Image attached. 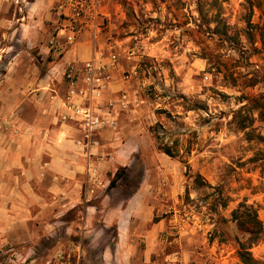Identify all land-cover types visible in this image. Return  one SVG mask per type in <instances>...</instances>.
I'll return each instance as SVG.
<instances>
[{
	"label": "rangeland",
	"instance_id": "374dc122",
	"mask_svg": "<svg viewBox=\"0 0 264 264\" xmlns=\"http://www.w3.org/2000/svg\"><path fill=\"white\" fill-rule=\"evenodd\" d=\"M25 13L22 2L0 12V20H13L0 28V131L36 120L60 86L48 77L58 58L41 47H51L54 23L38 16L41 34L31 44L17 29ZM67 19L78 37L89 35L83 21ZM98 23L102 47L110 41L119 55L116 92L129 89L141 101L137 112L121 115L116 131L104 132L102 154H93L103 167L115 158L104 174L110 202L96 201L91 221L84 204L62 206L32 250L0 260L264 264V0H100ZM134 193L146 203L139 197L129 214ZM115 205H125L118 220L103 212ZM248 207L263 227L252 246L234 219Z\"/></svg>",
	"mask_w": 264,
	"mask_h": 264
},
{
	"label": "crops",
	"instance_id": "0c3cea01",
	"mask_svg": "<svg viewBox=\"0 0 264 264\" xmlns=\"http://www.w3.org/2000/svg\"><path fill=\"white\" fill-rule=\"evenodd\" d=\"M63 1L0 0V12L13 3H25L26 13L20 19L22 23L18 20L21 24L17 29L24 40L32 44L35 40L33 34H41V18H38L41 15L53 21L57 32L55 36L68 34L67 13L59 10ZM55 15L64 16V21L59 22ZM9 24H13V20H0V28H9ZM53 37L49 41L51 47L45 44L41 46L45 55L55 52L58 58L51 62L48 75L52 83L58 81L60 84L58 90H51L50 106H45L34 121L23 120L19 127H6V131H0V257L6 258L11 252L19 254L32 250L31 246L44 237L45 226L53 225L55 220L60 219L62 206L72 210L84 204V218L91 221L98 215L96 201L101 206H108L110 202L107 192L110 181L105 179L104 174L106 168L108 171L115 168V158L103 167L98 163L99 159L83 153L76 145L75 142L81 137L78 129L59 120L62 112L60 97L65 92L61 76L63 68L72 62L82 63L93 57L91 35H79L73 45L64 49L51 44ZM120 87L119 83H115L112 90L117 91ZM108 135L110 138L112 133ZM104 137L103 133L101 140ZM97 152L100 154L102 151H92L93 154ZM130 152H134V149ZM97 169L100 172L98 175ZM130 200L127 208L129 214L136 210L131 207L134 202L142 206L146 203L138 193H134ZM124 206H110L108 212H103L108 214L107 218L118 220L120 214L126 212ZM47 219H52L51 223H46ZM0 264H7V260H0Z\"/></svg>",
	"mask_w": 264,
	"mask_h": 264
},
{
	"label": "built area",
	"instance_id": "2783aa9c",
	"mask_svg": "<svg viewBox=\"0 0 264 264\" xmlns=\"http://www.w3.org/2000/svg\"><path fill=\"white\" fill-rule=\"evenodd\" d=\"M99 8L100 0H64L59 6V10L71 14L73 20L83 21V29L91 35L94 45V55L90 60L72 62L63 68L61 76L65 92L60 97L62 112L59 114L61 122L74 125L81 133L76 145L83 153L92 156V151L101 146L102 134L116 131L121 115L137 112L141 105L137 94L131 90H112L120 59L110 41L103 47L101 45ZM68 23V34L54 36L52 45L64 49L76 42L81 31L75 30L74 21L69 20ZM124 81L128 82V78ZM7 264H12V260L7 259Z\"/></svg>",
	"mask_w": 264,
	"mask_h": 264
},
{
	"label": "trees",
	"instance_id": "16d2710c",
	"mask_svg": "<svg viewBox=\"0 0 264 264\" xmlns=\"http://www.w3.org/2000/svg\"><path fill=\"white\" fill-rule=\"evenodd\" d=\"M31 1V0H29ZM163 152L171 157H174L171 150L164 148ZM122 178L120 171L115 175V178L111 181L110 188H114L116 183ZM234 219L237 221L239 228L249 235L247 243L251 246L258 243L263 233V227L261 221L258 219L257 212L252 208H245L243 211L236 210L234 212ZM246 246V243L242 245V249ZM242 259L250 263L251 259L248 252L241 253Z\"/></svg>",
	"mask_w": 264,
	"mask_h": 264
}]
</instances>
